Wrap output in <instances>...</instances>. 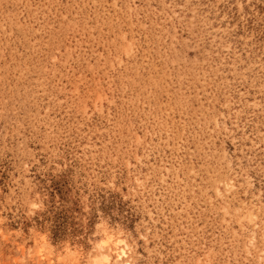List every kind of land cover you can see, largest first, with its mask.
Here are the masks:
<instances>
[{
    "label": "rangeland",
    "instance_id": "374dc122",
    "mask_svg": "<svg viewBox=\"0 0 264 264\" xmlns=\"http://www.w3.org/2000/svg\"><path fill=\"white\" fill-rule=\"evenodd\" d=\"M109 240L264 264V0H0V264Z\"/></svg>",
    "mask_w": 264,
    "mask_h": 264
},
{
    "label": "bare ground",
    "instance_id": "6f19581e",
    "mask_svg": "<svg viewBox=\"0 0 264 264\" xmlns=\"http://www.w3.org/2000/svg\"><path fill=\"white\" fill-rule=\"evenodd\" d=\"M98 249L100 254L95 257L93 264H110L111 261L114 264H132L128 259V246L122 241H102Z\"/></svg>",
    "mask_w": 264,
    "mask_h": 264
}]
</instances>
